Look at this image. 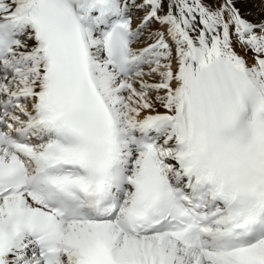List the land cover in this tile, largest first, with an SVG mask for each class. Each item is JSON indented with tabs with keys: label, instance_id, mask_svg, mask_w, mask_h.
<instances>
[{
	"label": "snow or ice",
	"instance_id": "obj_1",
	"mask_svg": "<svg viewBox=\"0 0 264 264\" xmlns=\"http://www.w3.org/2000/svg\"><path fill=\"white\" fill-rule=\"evenodd\" d=\"M0 264H264V0H0Z\"/></svg>",
	"mask_w": 264,
	"mask_h": 264
},
{
	"label": "bare ground",
	"instance_id": "obj_2",
	"mask_svg": "<svg viewBox=\"0 0 264 264\" xmlns=\"http://www.w3.org/2000/svg\"><path fill=\"white\" fill-rule=\"evenodd\" d=\"M257 4V3H256ZM255 5V4H254ZM259 7H260V5L259 4H257ZM251 6H252V4L251 5H241V10H242V14H244L246 17H247V15H248V12L250 13L251 12ZM253 12V11H252ZM247 13V14H246ZM248 18V17H247ZM260 18V14L256 17H253V18H248V19H251V20H258Z\"/></svg>",
	"mask_w": 264,
	"mask_h": 264
},
{
	"label": "rangeland",
	"instance_id": "obj_3",
	"mask_svg": "<svg viewBox=\"0 0 264 264\" xmlns=\"http://www.w3.org/2000/svg\"><path fill=\"white\" fill-rule=\"evenodd\" d=\"M257 4H259V3H257ZM257 4L256 3H255V5L252 4V6L250 8L251 12L250 13L248 12V15H247L248 18H253L255 16L257 17L260 14V7Z\"/></svg>",
	"mask_w": 264,
	"mask_h": 264
}]
</instances>
